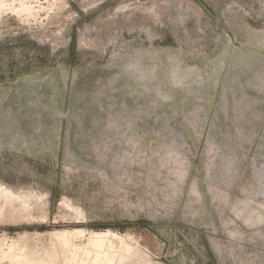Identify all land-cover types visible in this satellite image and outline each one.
I'll list each match as a JSON object with an SVG mask.
<instances>
[{"label":"rangeland","instance_id":"374dc122","mask_svg":"<svg viewBox=\"0 0 264 264\" xmlns=\"http://www.w3.org/2000/svg\"><path fill=\"white\" fill-rule=\"evenodd\" d=\"M0 264H264V0H0Z\"/></svg>","mask_w":264,"mask_h":264},{"label":"bare ground","instance_id":"6f19581e","mask_svg":"<svg viewBox=\"0 0 264 264\" xmlns=\"http://www.w3.org/2000/svg\"><path fill=\"white\" fill-rule=\"evenodd\" d=\"M67 207H68V205H67Z\"/></svg>","mask_w":264,"mask_h":264}]
</instances>
